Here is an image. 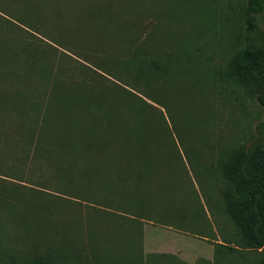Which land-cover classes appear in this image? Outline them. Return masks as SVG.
I'll return each mask as SVG.
<instances>
[{"label": "trees", "instance_id": "1", "mask_svg": "<svg viewBox=\"0 0 264 264\" xmlns=\"http://www.w3.org/2000/svg\"><path fill=\"white\" fill-rule=\"evenodd\" d=\"M223 89L264 113V0H0V264H89L83 224L113 219L102 207L139 223L103 235L119 263L156 264L140 226L190 224L179 177L208 185L232 224L213 264H264V115L244 120L249 144L224 139ZM67 200L99 208L83 219Z\"/></svg>", "mask_w": 264, "mask_h": 264}, {"label": "rangeland", "instance_id": "2", "mask_svg": "<svg viewBox=\"0 0 264 264\" xmlns=\"http://www.w3.org/2000/svg\"><path fill=\"white\" fill-rule=\"evenodd\" d=\"M218 93L219 90L217 94ZM227 94V90L223 89L221 90V94H218L219 96L214 100L213 113L215 116V127H218L220 129L216 130V132L221 133L224 139H231L232 137H235L237 142H245L246 144H249L250 140H246V138H244L242 131V128L245 125L244 120H248L250 122L251 129L254 131L255 125L258 123V119H260L264 115L262 107L256 100H250L248 98H245V101L234 99L233 96H230L227 99ZM214 138L217 137L214 136ZM219 142L222 143L221 139L218 141L217 144H219ZM182 182V177H179L178 181L176 182V185H179L180 188L174 190V201L177 202L175 204V208L177 205V207H181V209H176V211H181L186 209V206L188 207V210L185 211H187L189 214L185 221H190V224L183 227L179 225L177 226V221L172 220L173 218L171 217H168L171 219L158 221L145 219L142 221V223L137 219L141 223L140 232L143 237L142 248L143 250L146 249L147 252H156V250L165 252L170 250V245H172L176 249V254L174 255H176V258H178V260H180V262H183L184 264H213L214 244L216 241L220 242L223 240L222 234H225V232L229 233L232 229V224L229 223L226 215L220 212L221 206L215 204V202L218 200V194L215 192L213 193V190H211L208 185L206 186V188H204V190L206 189V193H202L196 183L194 186L187 179L183 183ZM195 187L197 191L195 190ZM148 200L153 204L157 202L159 206L164 208L165 205L169 203V192L158 191L156 193L149 194ZM68 201L70 202L71 209L78 211L77 213L83 216V219H87V217L93 215V210L99 208L97 205H94L92 207L86 204L73 206V204L71 203L72 201L67 200L66 203H68ZM102 208L103 210H100L98 212L104 213V210L112 211L114 216H112L111 214L109 215L113 219H111L110 221L106 219L107 222L104 223L99 222V220H96L95 225H90L87 223H85L86 225L83 224L82 230H88L87 232L94 235V237L92 238L93 242L89 243L88 248L89 250L94 249L96 251V257L90 260L91 262L89 264H124L119 263L118 261V259L121 260V262L125 261L124 255L126 251L124 247L115 245L114 240H112V242L110 243H107L106 237L103 235L110 233H113V235H121L122 231L120 229L115 230L118 225H124L126 227L124 228V234H127V232L131 231L130 227H132L133 225L138 226L139 223H137V225L134 223L132 224L129 221L125 222L122 218H120V216H117L115 214L126 213L119 212L114 209H106L105 207ZM88 211H90L91 213L90 216H88ZM196 211L200 212L203 219L201 218V216H198V218L200 217L201 220L199 222L197 219V224H194L191 221L194 220V215ZM101 215L103 216V214ZM160 226L170 227V230H162L163 234L161 236V241H164V243H159V245L164 246L157 248L158 246L155 247L153 243L148 242L147 247V244L144 242L145 233L147 231H150L151 229L156 230V227ZM75 227L76 226L68 227L66 235L68 244L65 243V245H67L68 247L66 248L68 249V251L71 250L72 244L79 242V240L74 241L71 234L75 232ZM199 227H202L204 230L208 229L209 232H199ZM203 229H200V231H203ZM107 231L111 232L107 233ZM49 232H54V229L51 228V231ZM16 233L21 235L23 232L22 230H18ZM47 234L48 233H46V235ZM18 243L22 242L18 241ZM83 245L84 243L80 242L78 246H76L74 249L78 250L77 247L83 249ZM116 249H118V253H116ZM86 253L87 258H93L92 253L90 251H86ZM82 254L79 253L81 259H83ZM246 256L251 258L253 254H251V252H248Z\"/></svg>", "mask_w": 264, "mask_h": 264}, {"label": "crops", "instance_id": "3", "mask_svg": "<svg viewBox=\"0 0 264 264\" xmlns=\"http://www.w3.org/2000/svg\"><path fill=\"white\" fill-rule=\"evenodd\" d=\"M162 230H170V227L160 226V227H156V230L151 229L150 231H147L144 236L145 237L144 242L146 244L148 242H151L153 243L155 247L158 246L157 248L163 247L164 245H159V243H164V241H161V236L163 234ZM147 247H148V244H147ZM175 252H176V249L172 245H170V250L165 251V252L158 251V250H156V252H147V250L144 249V253L151 254L157 257V259L155 258L157 260L155 261L156 264H180L181 263L180 260H178V258H176V255H174L176 254ZM163 255L167 256L168 261L161 260L160 257Z\"/></svg>", "mask_w": 264, "mask_h": 264}]
</instances>
